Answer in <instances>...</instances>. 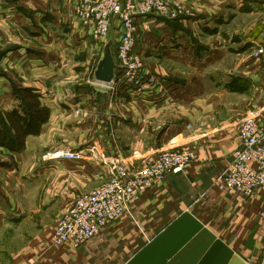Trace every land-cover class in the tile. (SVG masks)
Returning <instances> with one entry per match:
<instances>
[{
  "label": "crops",
  "instance_id": "1",
  "mask_svg": "<svg viewBox=\"0 0 264 264\" xmlns=\"http://www.w3.org/2000/svg\"><path fill=\"white\" fill-rule=\"evenodd\" d=\"M80 1L0 0V44L13 41L17 33L39 42L30 40L13 55L8 53L4 63L33 74L37 80L33 84L35 93L51 115L37 135H26L25 150L21 149L16 165L0 163V235L17 224L18 234L28 233L18 244L0 237V264H264V187L251 197L213 187L216 177L231 162L238 144V123L249 112L259 110V122L264 126V53L235 56L240 51L247 54L256 44L264 49V25L258 30L246 29V38L234 39L240 34L236 28L221 30V40L215 45L200 43L196 33L216 31L219 24L234 20L240 11L264 18V0H232L227 2L228 7L220 2L213 13L207 11V3L204 9V0H197L202 9L196 20L141 18L136 50L144 58L147 79L155 77L151 87L138 92L125 82L119 81L116 86L117 80L107 85L95 75L93 79L96 85L116 90L120 94L116 101L133 102L140 113L133 118L104 115L101 119L66 123L68 118L60 119L59 113L76 112L77 108L96 112L100 104L94 93L77 94L73 90L69 96L58 97V75L67 74L65 71L72 75L64 65L83 51L87 53V64L99 63L104 55V50L100 54L102 45L94 40L92 28L86 29L72 15ZM58 5H62L64 21L71 29L61 45ZM227 38L230 44L225 43ZM170 61L177 66L174 72L166 69ZM12 86L8 76L0 75V108L8 114L21 105ZM209 98L218 109L215 114L208 112ZM104 112H110L107 105ZM217 115L218 120H208ZM200 125L198 131L190 132V128ZM111 126L135 132V146L127 154H117L111 147ZM151 126L153 131H148ZM93 128L85 141H61L59 147L84 150L85 158H41L45 149L58 148V130L72 134ZM93 143L112 162L133 167L176 147L195 149L199 161L187 173L169 174L165 181L156 183L131 204L130 214L125 212L110 222L81 247L72 243L56 246L52 237L59 217L77 197L109 178V166L103 158L89 156L87 148ZM6 179L14 181L12 187L4 186L9 184ZM61 198L65 201L58 213L55 204ZM43 210L50 214L30 219Z\"/></svg>",
  "mask_w": 264,
  "mask_h": 264
},
{
  "label": "built area",
  "instance_id": "2",
  "mask_svg": "<svg viewBox=\"0 0 264 264\" xmlns=\"http://www.w3.org/2000/svg\"><path fill=\"white\" fill-rule=\"evenodd\" d=\"M189 14L191 10L176 0H81L72 13L83 27L92 28L94 40L102 45L108 44L115 28L113 54L120 74L118 81L138 92L150 88L155 79L153 75L149 79L145 76L144 58L136 50L140 19L161 17L176 21ZM260 115L259 110H253L238 123V144L231 162L216 177L213 187L220 191H238L245 197L253 196L264 187V126L259 122ZM99 148L93 143L87 151L92 159L103 158L109 166V178L90 193L77 197L60 216L53 233L56 246L72 243L76 248L81 247L110 222L125 212L130 214L131 204L156 183L165 181L169 174L187 173L199 161L195 149L176 147L161 151L140 167H133L124 162H112ZM85 153L63 148L44 155L43 161L80 160L86 157Z\"/></svg>",
  "mask_w": 264,
  "mask_h": 264
},
{
  "label": "rangeland",
  "instance_id": "3",
  "mask_svg": "<svg viewBox=\"0 0 264 264\" xmlns=\"http://www.w3.org/2000/svg\"><path fill=\"white\" fill-rule=\"evenodd\" d=\"M176 1L181 2L182 4H184L186 7H188L191 10V14H189L186 17H190V18H193L194 20H196L195 19V18H197L196 16H199L198 15L199 10L202 9L201 5L199 8L197 0H188V3L186 2V0H176ZM230 1H232V0H204L202 3H203L204 9H205V4L207 3L208 6L207 5L206 6L209 7V8H207V11L209 9L213 13L216 9L215 6L220 5L219 4L220 2L225 4L226 7H228L229 5L227 4V2H230ZM191 2L197 3V4L191 5L190 4ZM237 16L238 17H235L234 20H230L229 22H222L221 24H219L216 31L214 30V31H210L209 33L208 32L205 33V32H201V31L196 29L197 30L196 33H198L200 43L202 42V43L213 44V45L218 44L219 40H221V36L219 35L220 31L221 30L227 31V30H231V29L233 30V28H236L240 33V34H238V36L236 35L234 37V39H237V37L246 38L247 37L246 29H250V30H256L257 29L258 30L264 25V18L261 16L245 14V12H241V11L238 13ZM66 22L67 21H64V14L62 11V5H60V6L58 5V44L60 43V45L62 43H64L67 36L71 35V29H69L70 25H69V23H66ZM191 24L193 25L194 23L191 22ZM115 27H117V26L115 25ZM241 30H243V31H241ZM263 33H264V31H263ZM115 34H116L115 28H113L112 33H111L112 38L108 41V43L109 42L112 43V51H113V49L115 50V47H114L116 44V38H115L116 35ZM263 36H264V34H263ZM30 40H32L33 43H39L38 40L35 39L34 37L32 38V37H29L27 34L21 35L20 33H17V36L15 37V39L13 41H7V42H3L2 44H0V75L8 76L11 80V83L13 85L12 87H13L14 91L18 90L23 95L28 94L30 96V99H28V100L31 102H35L36 106L39 107V109L41 110L40 111L41 124L39 126H40V130H42V128L44 126H46V124L50 121L51 115H50V113H45V108L47 109L48 112H50V109L45 105H44V107H45L44 108L42 105L43 103L40 102V100L37 99V97H35V95L31 94V90L34 89V86L36 85L37 80L32 78V77H34L33 74H31L28 71L23 70L22 68L9 67L8 63H4V58H3L4 56L6 57L8 53L13 55L17 49L22 48L24 46V44L30 42ZM228 41H229V39L227 38L225 43L227 42L228 44H230V42H228ZM87 44H88V46L86 48L88 51L90 43L87 42ZM106 45H102V47H100V54L103 53L104 47H106ZM231 48H229V50L233 51V49H231ZM260 48H261V46L256 44L255 46H252L250 48V50L248 49L249 51L247 52V54L245 51L244 52L240 51V53L236 54L235 56H236V58H243V56H246V55H249L250 57L260 56L264 53V49H260ZM86 56H87V53L85 51H83V52H80L79 54H77L75 59L72 62H69L67 64L65 63L66 64V65H64L65 70L66 69L71 70L72 75H68V71H65V73H67V74L62 73L61 75H58V87H59L58 88V97L61 95L69 96L73 90H74V93L76 92L77 94L82 93V92L83 93H90V94L94 93V94L98 95V98L100 99V104H99L96 112H84L83 111L84 108H77L76 112L59 113L60 119L68 118V121H66V123L67 122L71 123V122H81L85 118L92 119V118L97 117V118L101 119L102 116H104V115H106V117H107V115H109V116L123 115V116H129V117L133 118L135 115L140 113V112H136V106L134 105L133 102H129L128 100L127 101H124V100L121 101L120 99H118V101H116V99H117L116 97H118L120 95V94H118V92L116 90L104 88V87H101L100 85H96L93 83L95 70L97 69L98 63L96 64L94 61V62H91L90 64H87L86 63L87 62ZM236 58L233 60L234 63H236L238 61V59H236ZM1 62H3L4 66L1 64ZM166 66H167V68L166 67L165 68L167 70L169 69L170 72H174L177 69V66L174 65L172 61H170V63L168 62L166 64ZM182 66H179L178 68L179 69H185L187 72H190L191 75L195 74L194 71L189 70L185 66L184 67H182ZM87 67H89V68H87ZM7 68H8V70H7ZM177 71H179V70H177ZM115 77H116L115 80H117V82H116V86H117V84L119 83L118 79L120 78V74L119 73L115 74ZM101 83H103V82H101ZM33 84H35V85H33ZM46 85H49V82ZM107 85H110V83H107ZM106 97H108L109 100H106ZM106 105H107L108 111H110V112H104L106 109ZM40 106L42 109L40 108ZM208 106H210L208 109V112H214L213 114H215L218 111V109H216V107L214 105V100L212 98L208 99ZM124 108L126 109V112H120V109H124ZM112 109H114V110H112ZM117 109H118V112H111V111H115V110L117 111ZM220 115L209 117L208 120H212V119L218 120ZM225 115H227V114H225ZM205 120H207V119H205ZM0 122L6 130L9 129V131H7L6 134H11L15 139L21 141V143L23 144V147H24V145H25L24 143H25V141L29 135L26 136L23 132H21L19 122L15 118L10 116L8 113H6V111L1 109V108H0ZM111 127H112V129L110 131L111 147L113 148V150L117 154L120 153V151L124 154H127L130 151V149L135 146V141H136L135 132L133 130L132 131L131 130H125V128H121V127H113V126H111ZM152 128L153 127L151 126L150 130H148V131H153ZM200 128H201V125L197 126V127H192V128H190V132H196ZM93 130H94V128L90 129V131L82 129V131L75 132L72 134L67 133L66 131L62 132V131L58 130V142H59L58 148L45 149L46 151H43L41 158L43 159L44 155L49 156V154H53L55 152L62 150L63 147L59 148L61 143H62L61 141L68 142V143H76V142H80L82 140L85 141L87 138V134L88 133L90 134ZM94 134L96 135V133H94ZM97 134H99V133H97ZM34 135H37V134H34ZM22 150H25V148H22ZM20 152H21V150L12 152L8 148L0 146V163H2V162L10 163V166L13 167L14 164L16 163L15 159L19 158L21 156L19 154H22ZM7 182L9 184H5L3 182L4 186L9 185L10 187H12V185L14 184V181H10V180L6 179V183ZM69 182L71 183L72 181H69ZM97 186L98 185L95 184L93 190ZM63 189H65V186L63 187ZM62 195H64V191L62 192ZM17 197H19V196H17ZM61 199L63 201L58 200V204H55L58 206V213L62 209V207L64 205L63 203L65 201V198H61ZM33 205L34 204H32V206ZM48 214H50V211H48L47 213L44 210L41 212L36 211L34 214L31 215L32 217L30 219L33 220V218L36 219V217L39 218V216L45 217ZM58 217H59V214H58ZM17 225L13 226L12 228H9L8 230H4L2 232V235H0L1 239H3L5 241L6 239L9 238V240L11 242H13L14 244H18V243L23 242L22 239L25 238L26 236H28V233L27 234H25V233L24 234L23 233L18 234ZM14 237H16L19 241H16L14 239ZM0 247H1V245H0Z\"/></svg>",
  "mask_w": 264,
  "mask_h": 264
},
{
  "label": "trees",
  "instance_id": "4",
  "mask_svg": "<svg viewBox=\"0 0 264 264\" xmlns=\"http://www.w3.org/2000/svg\"><path fill=\"white\" fill-rule=\"evenodd\" d=\"M14 92L19 98L21 105L20 109L11 111L9 115L19 122L20 130L25 135L38 134L40 132L39 125L41 124V110L38 106H36L35 102H31L28 100L30 99V96L28 94L23 95L18 90ZM31 94L35 95V97H37L38 99V96L36 95L34 89L31 90ZM45 113H49L46 108ZM7 131H9V129L6 130L0 122V146L8 148L12 152L20 151L23 147V144L21 143V141L15 139L11 134H6Z\"/></svg>",
  "mask_w": 264,
  "mask_h": 264
},
{
  "label": "water",
  "instance_id": "5",
  "mask_svg": "<svg viewBox=\"0 0 264 264\" xmlns=\"http://www.w3.org/2000/svg\"><path fill=\"white\" fill-rule=\"evenodd\" d=\"M118 68L112 51V43L109 42L105 49L104 55L98 63L95 70V78L105 84L113 82L115 79V70Z\"/></svg>",
  "mask_w": 264,
  "mask_h": 264
}]
</instances>
